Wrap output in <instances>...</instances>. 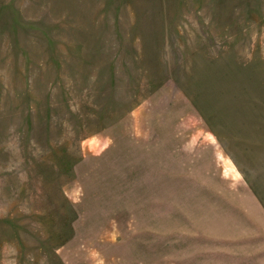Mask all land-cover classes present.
Wrapping results in <instances>:
<instances>
[{"label":"rangeland","instance_id":"obj_1","mask_svg":"<svg viewBox=\"0 0 264 264\" xmlns=\"http://www.w3.org/2000/svg\"><path fill=\"white\" fill-rule=\"evenodd\" d=\"M254 199L264 0H0V264H203Z\"/></svg>","mask_w":264,"mask_h":264},{"label":"crops","instance_id":"obj_2","mask_svg":"<svg viewBox=\"0 0 264 264\" xmlns=\"http://www.w3.org/2000/svg\"><path fill=\"white\" fill-rule=\"evenodd\" d=\"M247 190L249 194L251 191ZM259 203L255 199L253 202L248 201L252 208L250 210L243 208L244 215L238 221L234 215L232 222L229 223L220 221L218 217L207 223L215 213L208 216L205 220L204 233L212 244L211 247L204 245L202 251H196L198 261L203 252L201 260L203 264H264V206ZM254 213L261 214L263 223L253 216ZM225 223L229 231L225 229ZM256 228L258 231H255ZM192 262L191 259H187L182 264H197Z\"/></svg>","mask_w":264,"mask_h":264}]
</instances>
